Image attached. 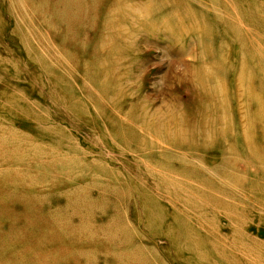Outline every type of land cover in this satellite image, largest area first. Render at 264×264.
<instances>
[{"label":"rangeland","instance_id":"374dc122","mask_svg":"<svg viewBox=\"0 0 264 264\" xmlns=\"http://www.w3.org/2000/svg\"><path fill=\"white\" fill-rule=\"evenodd\" d=\"M194 1L196 23L122 2L120 57L92 85L89 15L48 32L32 12L53 0H0V264H264V0ZM107 83L122 98L94 108L89 88ZM175 124L186 142L171 147Z\"/></svg>","mask_w":264,"mask_h":264},{"label":"bare ground","instance_id":"6f19581e","mask_svg":"<svg viewBox=\"0 0 264 264\" xmlns=\"http://www.w3.org/2000/svg\"><path fill=\"white\" fill-rule=\"evenodd\" d=\"M53 1H54L53 4L56 3V6H58L55 9L51 8V10L50 9L48 10L46 7L44 8V6L39 3V4H37L38 6L35 5L34 11L32 12L33 16L36 17V22L41 27L45 28L48 32H55L59 28H64L65 32L71 35V33L73 32L72 26L74 25V23L75 22H82L85 19V17H88V15H89V82L92 85L95 83L97 84V81L95 78H97L98 72L101 71L102 69L103 70L107 69L108 70L107 72H112V68L110 66L111 61H113L114 64H117L114 62V60H116L117 58L120 57L119 56V57H116V59H113L112 56L114 55L113 51L114 52L116 51L117 38L122 39V35H123V33L121 34V32L117 31V29L121 28V26H120V23L122 21V15H121L122 14L121 13L122 4L121 3L122 2L124 3L125 0H73L70 2L65 1V0H53ZM157 1L159 3L156 6L150 7V15L149 16H151L152 13H158L160 15L165 16L167 18V21H170L172 19L177 20V19H182V18L184 19L185 18L190 23L198 22L197 16L199 15V10L193 11L190 8L191 4L192 5L197 4V2H195L194 0H192V3H191V0H157ZM196 1H198V0H196ZM206 1L208 3H210L211 5L217 7V8H219V7L225 8L226 7L228 9H231L235 6L232 3L233 0L232 1L231 0H227V1H225V0H214V1H218V4L220 5L219 7L217 5H215L213 0H206ZM21 2L23 3V0H21ZM63 2L69 3V5L71 7H74V9L77 8L76 12L75 13H69V12L66 13L63 10H60L62 8H65V6L63 5ZM184 2H188L187 3L188 5L184 4ZM29 4L30 3H28V6H29ZM54 6H52V7H54ZM52 10L55 12V15H54L55 20L54 21L49 19V14L52 12ZM146 11H147V9H146ZM19 14H20V12H19ZM149 16H148V19L146 20L148 27H153L157 23L159 25H161L160 22H157L152 17L149 18ZM78 18L80 19V21L76 20ZM53 22L55 24L57 23L59 25L53 26ZM164 23H163V29L168 30L172 27L171 23H169V24H164ZM177 23H178V21H177ZM81 24H83V23H80V25ZM56 26L59 28H57ZM139 26H141V25H139ZM174 27L177 28L178 31H180V33L183 30L181 27H179V24H175ZM47 28L49 30H52V29H54V30L49 31ZM223 32L227 33L230 38L233 36V34H234V36H235V34L238 35V32L237 31L235 32V28L232 25H229L228 27L223 28ZM33 36H34V34H33ZM124 36L125 35H123V37ZM247 36L248 35L243 36L241 34V40L243 41L242 43H244V41H245V43L246 42L248 43V41H247L248 37ZM128 37L131 38V37H133V35L130 34ZM231 41L234 42L236 40L233 39ZM132 44L133 43L131 42L127 45L126 51L130 48V45H132ZM105 51H108V53ZM126 51H124V50L122 51L123 56H124V54L127 55ZM94 52H101L104 56H101V59H98L96 62V60L92 57V56H94ZM117 52H119V54L121 55L120 50H117ZM123 52H124V54H123ZM49 53L50 52L48 51V55H49ZM44 54H46V53H44ZM137 54H139V52H137L136 54L133 53V56H136ZM137 63H139V62L137 61L135 65H137ZM221 63L222 62L219 61L216 64L215 69L211 70V74L205 73V75L202 79L203 85L205 84L204 81H206V77L209 76L208 79H210V81L213 80L214 71L217 72V71H222L225 69V67H224L225 64H223V63L221 64ZM135 65H133V66H135ZM249 68H250L249 63L248 62L245 63V70L243 72H241L240 75L237 76L236 83L238 86L245 88L246 93H248L251 96L250 89L248 86L249 83L247 84V79H248L247 76L249 77V75H250L249 74ZM106 75H107V73H106ZM105 77L107 79V76H105ZM99 81H100V79H99ZM89 86H90V84H89ZM96 87H97V85H96ZM101 88H102V85H101ZM103 88L102 89L104 92H101L100 90L96 91V89H94V88H93V90H94V92H93L89 88V104L93 105L94 108L98 107V108L103 109L105 105H108L107 102H105L106 99H112V100L108 101V103L112 104L113 101L122 98L123 90L119 89L117 86L113 87V85H112V87H110V85L107 83V84L103 85ZM112 88L115 90L112 91V96L108 97L106 94L109 93ZM116 89H119V90H116ZM98 93H100V95H98ZM208 95H209V93L204 91V96H208ZM227 99H228V96H221V99L219 96V100H220L222 106L225 104L222 100H227ZM114 103L116 104V102H114ZM132 107H134V109H135V107H137V105L134 103V105L130 106V109L127 111V115H129V111L132 109ZM222 110L224 111L223 116L224 115L227 116L226 109L223 108ZM261 116H262V113L261 114L259 113L258 115L255 116L257 118L254 117L253 121L255 122L256 119H260V121H263ZM125 118H129V117L126 116ZM225 120H226V123H230V121L227 122L228 118H225ZM249 120H250V118H249ZM249 120H248V125L250 124ZM178 124L181 125L182 124L181 121H179ZM262 127L263 128L260 130L264 134V122L262 123ZM144 128H145V126H144ZM148 128H149V125H148ZM135 129H136V126L131 128V130H135ZM153 129L156 130V128H153ZM247 129H248V127L245 130L241 129L242 130L241 132L245 135V133L247 132ZM132 132H135V131H132ZM216 132L219 134H222V135L223 134L224 135H228V134L231 135L232 133L235 132V129L230 128V126L226 127V124L225 125L220 124L219 126H217ZM144 133H145L144 135L147 136V133L146 132H144ZM144 139L145 138L138 136V139H136L135 146L138 147L139 149L143 148V150H144V149H146L147 146H150V144L153 145L151 142L146 146V142ZM161 139L166 144L170 145L171 147H177V145H179V143L186 142V136L185 137L183 136L182 130L179 129L176 126V124L174 125L172 132L170 130H167V132L163 135V137ZM158 140H159L158 143L163 142L160 139H158ZM142 146H144V147H142ZM126 149H128V148H126ZM50 217L52 218V216H50ZM57 220L55 219V221H57ZM55 221H53V222H55Z\"/></svg>","mask_w":264,"mask_h":264}]
</instances>
